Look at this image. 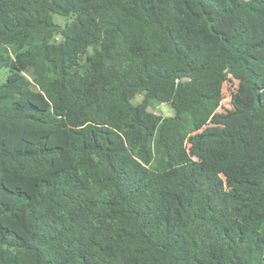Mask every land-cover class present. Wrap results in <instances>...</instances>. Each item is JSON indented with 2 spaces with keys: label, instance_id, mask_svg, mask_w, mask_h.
Returning <instances> with one entry per match:
<instances>
[{
  "label": "trees",
  "instance_id": "16d2710c",
  "mask_svg": "<svg viewBox=\"0 0 264 264\" xmlns=\"http://www.w3.org/2000/svg\"><path fill=\"white\" fill-rule=\"evenodd\" d=\"M263 53L264 0H0V264H264Z\"/></svg>",
  "mask_w": 264,
  "mask_h": 264
},
{
  "label": "rangeland",
  "instance_id": "374dc122",
  "mask_svg": "<svg viewBox=\"0 0 264 264\" xmlns=\"http://www.w3.org/2000/svg\"><path fill=\"white\" fill-rule=\"evenodd\" d=\"M52 19L55 23L60 25L64 24L65 22L64 17L57 14H53ZM233 26H234L233 20L221 22L219 24V28L223 29L227 34H230V32L233 29ZM256 57L257 58L255 60L249 62V66L257 75V83L260 87V99L264 101V53L259 54ZM3 79H4V75L3 73H1L0 81ZM236 86H237V82L230 77H228L227 80L223 83L222 100L219 106L217 107V109L214 111L208 123L198 131L199 133L218 132L223 127V124L221 123L222 117L234 108V104L231 100V94L235 92ZM142 95H143L142 93L136 94L131 100L132 103L133 104L140 103L143 97ZM148 109L151 112L160 114L161 116H170L173 114L172 108L165 103L153 102L150 105V107H148ZM262 130L263 127H261L260 125L253 126V128L250 130V132L247 135L248 150L247 152L241 153L240 155L247 156L253 154L255 149L254 140Z\"/></svg>",
  "mask_w": 264,
  "mask_h": 264
}]
</instances>
